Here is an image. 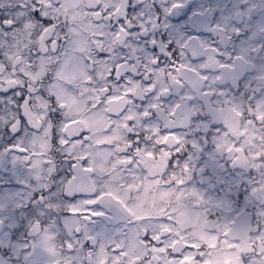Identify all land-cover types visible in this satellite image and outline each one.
Returning <instances> with one entry per match:
<instances>
[{
	"label": "snow or ice",
	"instance_id": "obj_1",
	"mask_svg": "<svg viewBox=\"0 0 264 264\" xmlns=\"http://www.w3.org/2000/svg\"><path fill=\"white\" fill-rule=\"evenodd\" d=\"M209 149L264 205V0H0V264H264Z\"/></svg>",
	"mask_w": 264,
	"mask_h": 264
},
{
	"label": "flooded vegetation",
	"instance_id": "obj_2",
	"mask_svg": "<svg viewBox=\"0 0 264 264\" xmlns=\"http://www.w3.org/2000/svg\"><path fill=\"white\" fill-rule=\"evenodd\" d=\"M193 164L197 171L186 187L189 190L194 189L207 199L227 201L228 210L226 212L217 211L214 219L223 220L226 218L231 221L239 218L237 219V227H245L250 223L251 227L254 228L260 222L258 214L264 210V205L258 199L253 198L250 192L251 181L256 178L255 174L250 177L247 170L240 171L226 166L223 171L225 188L220 189L214 177L203 175L199 169L203 168L211 173L215 168H218V165L224 164V159L215 155L213 149H209L202 152L193 161Z\"/></svg>",
	"mask_w": 264,
	"mask_h": 264
}]
</instances>
